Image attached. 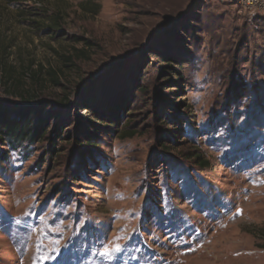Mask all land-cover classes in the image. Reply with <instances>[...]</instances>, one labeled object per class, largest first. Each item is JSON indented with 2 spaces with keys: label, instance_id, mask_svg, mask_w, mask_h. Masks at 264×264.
Listing matches in <instances>:
<instances>
[{
  "label": "rangeland",
  "instance_id": "obj_1",
  "mask_svg": "<svg viewBox=\"0 0 264 264\" xmlns=\"http://www.w3.org/2000/svg\"><path fill=\"white\" fill-rule=\"evenodd\" d=\"M0 110V264H264V0H0Z\"/></svg>",
  "mask_w": 264,
  "mask_h": 264
},
{
  "label": "trees",
  "instance_id": "obj_2",
  "mask_svg": "<svg viewBox=\"0 0 264 264\" xmlns=\"http://www.w3.org/2000/svg\"><path fill=\"white\" fill-rule=\"evenodd\" d=\"M88 111H90V109H88ZM33 114V112L27 111L20 114L21 116H19V119L12 120V118H10L11 114H8L4 110H0V137H6L8 140H10V142L21 139L23 141L30 139H44L47 130L44 126H41V124L39 123L36 125L35 128L33 127ZM99 121H101L102 124H94V129H100L101 127L107 128L104 119H99ZM130 134L131 136H133L134 133ZM85 143L87 146L92 145V142H88V140ZM197 159L200 160L199 157ZM262 233L264 235V228L262 229Z\"/></svg>",
  "mask_w": 264,
  "mask_h": 264
},
{
  "label": "clouds",
  "instance_id": "obj_3",
  "mask_svg": "<svg viewBox=\"0 0 264 264\" xmlns=\"http://www.w3.org/2000/svg\"><path fill=\"white\" fill-rule=\"evenodd\" d=\"M207 75H208V68L205 67L204 69L201 70V74H199V75L197 76V81L206 78Z\"/></svg>",
  "mask_w": 264,
  "mask_h": 264
}]
</instances>
